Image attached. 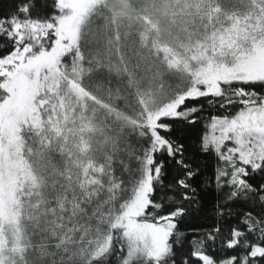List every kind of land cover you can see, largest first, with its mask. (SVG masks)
I'll return each mask as SVG.
<instances>
[{
    "label": "snow or ice",
    "instance_id": "6c2138e0",
    "mask_svg": "<svg viewBox=\"0 0 264 264\" xmlns=\"http://www.w3.org/2000/svg\"><path fill=\"white\" fill-rule=\"evenodd\" d=\"M0 264H264V0H0Z\"/></svg>",
    "mask_w": 264,
    "mask_h": 264
}]
</instances>
